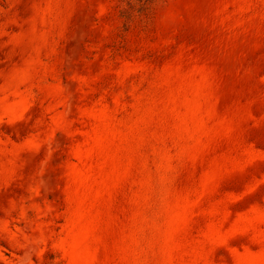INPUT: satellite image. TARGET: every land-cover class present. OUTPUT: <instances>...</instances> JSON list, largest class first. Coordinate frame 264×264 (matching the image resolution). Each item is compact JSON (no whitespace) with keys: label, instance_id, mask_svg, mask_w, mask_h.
I'll use <instances>...</instances> for the list:
<instances>
[{"label":"rangeland","instance_id":"rangeland-1","mask_svg":"<svg viewBox=\"0 0 264 264\" xmlns=\"http://www.w3.org/2000/svg\"><path fill=\"white\" fill-rule=\"evenodd\" d=\"M0 264H264V0H0Z\"/></svg>","mask_w":264,"mask_h":264}]
</instances>
